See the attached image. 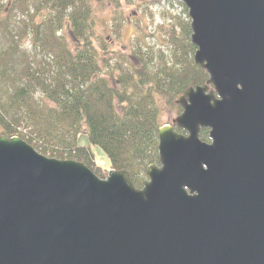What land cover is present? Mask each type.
<instances>
[{
	"label": "water",
	"instance_id": "1",
	"mask_svg": "<svg viewBox=\"0 0 264 264\" xmlns=\"http://www.w3.org/2000/svg\"><path fill=\"white\" fill-rule=\"evenodd\" d=\"M179 1L208 76L185 135L158 129L141 189L0 135V264H264V0Z\"/></svg>",
	"mask_w": 264,
	"mask_h": 264
},
{
	"label": "trees",
	"instance_id": "2",
	"mask_svg": "<svg viewBox=\"0 0 264 264\" xmlns=\"http://www.w3.org/2000/svg\"><path fill=\"white\" fill-rule=\"evenodd\" d=\"M30 2L35 3L34 14H40L42 19L34 23L32 15L30 23L23 24L22 35L30 32L33 45L44 61L24 60V54L20 57L12 45L16 43V35L11 46L2 53L5 62L0 55V135L18 137L46 158L82 163L102 180L109 171H125L132 185L141 189L147 168L159 165L157 137L162 121L157 97L172 106L188 88L204 86L208 78L193 64L196 48L190 42L189 21L177 20L169 30L172 54L169 62L162 57L159 67L151 71L144 56L134 53L137 66H128V73H122L112 84L114 80L98 76L100 68L87 35L90 9L85 0L10 1L18 4L16 7L26 3L27 8ZM66 21L72 37L79 43L75 51L68 48L61 35ZM15 54L17 57L11 59ZM18 59L22 62L18 63ZM8 89H12L9 94ZM4 93L7 100L1 98ZM37 93L54 105V109L48 111V108L45 117L42 114L45 123L32 125L37 126L43 139L55 140L64 147H36L20 130L29 109H39L36 103L35 106L28 104ZM21 108L27 110L24 115L18 111ZM65 130L67 138L63 136ZM81 134L87 135L90 145L104 152L109 169L98 165L90 147L77 145ZM200 140L208 142L206 131L201 133Z\"/></svg>",
	"mask_w": 264,
	"mask_h": 264
},
{
	"label": "rangeland",
	"instance_id": "3",
	"mask_svg": "<svg viewBox=\"0 0 264 264\" xmlns=\"http://www.w3.org/2000/svg\"><path fill=\"white\" fill-rule=\"evenodd\" d=\"M10 1L0 0V55L2 60L5 62L2 53L11 46L16 35V43L12 45L18 50L20 57L24 54V60L43 62L40 51L33 45L30 32L28 31V35H22L23 24L30 23L32 15H34V23L41 22V15L34 14L35 3L30 2V8H27L26 3L25 6L16 7L18 4H11ZM85 2L90 9L87 35L100 68L98 76L108 81L114 80L112 84L116 83L122 73H128L130 65L137 66L136 59L133 57L134 53L144 56L143 59L148 62L151 71L159 67L162 57L165 62H169L172 55L169 30L177 24V20L189 21L188 11L179 0H85ZM25 9H27L28 16ZM63 27L61 35L65 37L68 48L75 51L79 43L72 37L68 21ZM17 55L15 54L11 59L16 58ZM16 61L22 62L21 59ZM11 91L12 89H8L7 94ZM7 94L4 93L1 96L2 100H7ZM35 103L38 104L39 109H29L30 113L23 117L25 122L20 130L33 140L36 147L38 145L57 149L64 147L62 143H57L55 140L43 139L41 136L44 135L37 131V126L32 125L45 123V119L42 120V114L45 117L47 109L52 111L54 105L45 102L41 93H37L33 99L28 101V104L33 106ZM156 105L160 109L162 126L174 125V121L182 112L176 104L168 106L158 97ZM18 111L21 115L27 112L26 108L18 109ZM66 134L68 132L65 130L63 136L67 138ZM77 145L90 147L98 165L105 169L110 168L107 156L98 146L90 145L87 135H79Z\"/></svg>",
	"mask_w": 264,
	"mask_h": 264
},
{
	"label": "flooded vegetation",
	"instance_id": "4",
	"mask_svg": "<svg viewBox=\"0 0 264 264\" xmlns=\"http://www.w3.org/2000/svg\"><path fill=\"white\" fill-rule=\"evenodd\" d=\"M171 127H172V130H174V132L177 134H181V135H185V133L182 131V130H179L177 127H175L174 125H171ZM206 131V134H207V139H208V130H205V129H202L201 131H200V133H199V138H200V135H201V133H203V132H205ZM210 142V140L208 139V142H206V143H209Z\"/></svg>",
	"mask_w": 264,
	"mask_h": 264
}]
</instances>
